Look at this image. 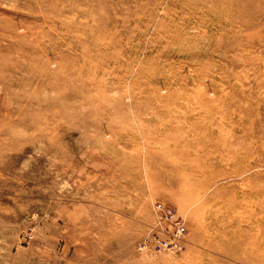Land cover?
<instances>
[{
    "label": "rangeland",
    "instance_id": "obj_1",
    "mask_svg": "<svg viewBox=\"0 0 264 264\" xmlns=\"http://www.w3.org/2000/svg\"><path fill=\"white\" fill-rule=\"evenodd\" d=\"M0 264H264V0H0Z\"/></svg>",
    "mask_w": 264,
    "mask_h": 264
},
{
    "label": "built area",
    "instance_id": "obj_2",
    "mask_svg": "<svg viewBox=\"0 0 264 264\" xmlns=\"http://www.w3.org/2000/svg\"><path fill=\"white\" fill-rule=\"evenodd\" d=\"M154 211L160 220L165 221L169 229V241L163 243L164 246L171 245L178 247L181 242V236L185 233V227L181 219L173 212L171 208L165 207L162 203H156Z\"/></svg>",
    "mask_w": 264,
    "mask_h": 264
}]
</instances>
